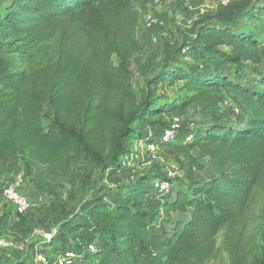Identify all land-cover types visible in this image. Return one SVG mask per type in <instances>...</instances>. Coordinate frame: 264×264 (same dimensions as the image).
Masks as SVG:
<instances>
[{
	"label": "trees",
	"instance_id": "1",
	"mask_svg": "<svg viewBox=\"0 0 264 264\" xmlns=\"http://www.w3.org/2000/svg\"><path fill=\"white\" fill-rule=\"evenodd\" d=\"M150 1L0 3V204L3 180L17 169L30 178L35 162L44 168L45 181L62 183L75 175L78 163L89 184L96 173L119 166L129 155L132 126L148 119L146 114L210 111L211 123L197 125L181 143L148 141L180 171L157 178L168 182L167 196L144 203L134 196L138 186H120L103 194L113 205L89 208L85 223L67 230L78 255L72 264H209L220 234L227 264H252V244L240 231L264 192V37L252 20L249 30L240 23L203 24L192 44L170 31L162 44V68L147 80V96L137 103L130 76L139 48L136 7ZM201 4L174 0V12L190 19ZM258 9L264 16V6ZM14 56L28 66L21 69ZM175 81L188 95L184 100L151 101L159 88ZM222 93L244 121L218 113ZM201 160L211 174L198 180L194 169H203ZM259 211L262 252L254 264H264V205ZM11 216L5 203L0 236L9 233L24 241L39 228L33 218L18 214L10 222ZM99 235L104 240L98 241Z\"/></svg>",
	"mask_w": 264,
	"mask_h": 264
},
{
	"label": "rangeland",
	"instance_id": "2",
	"mask_svg": "<svg viewBox=\"0 0 264 264\" xmlns=\"http://www.w3.org/2000/svg\"><path fill=\"white\" fill-rule=\"evenodd\" d=\"M7 2L9 0H0L2 5ZM261 6H264V0H226L225 4H222L221 0H202V4L197 9L198 13H195L190 19L181 18L175 14L174 0H151L148 4L137 6L140 19V28L137 30L139 48L130 65V76L137 95V103L147 96L149 90L146 84L147 80L160 72L162 68V44L171 37L172 31L179 36L181 42L192 44L196 30L203 24L240 23L242 27L246 26L245 29L249 30L254 25L249 23L252 20L259 26L261 36L264 37V16L260 13L261 9H258ZM247 14L250 15L247 16ZM148 15L156 18L157 22L150 29H144L143 20ZM13 58L21 69L28 66L24 58L17 56ZM185 61L191 62L187 59ZM181 86V82L175 81L173 87H161L151 97V101L162 105L169 103L172 98L180 97L181 102L188 96L183 90H180ZM163 94L166 97L165 101L161 100ZM217 96L219 98L218 113H225L235 122L244 121L243 116L235 110L230 96L225 93ZM43 112L50 116L47 106H44ZM213 114L210 111L195 108L189 109L181 117H171L167 113L152 116L146 114L148 119L138 121L132 126L135 137L127 145L130 151L129 155L123 159L119 166H113L106 171L96 173L89 184L83 182V167L78 163L73 164L75 175L69 181L62 183L45 181L42 176L44 168L35 162L30 178L24 177L22 170L17 169L16 173L23 177L22 193L30 203L26 217L33 218L39 224V228L24 241H14V237L9 233L0 236L9 244L7 247H0V264L4 261L15 264H43L42 259H52L61 252L71 250L73 241L67 230L75 224H84L85 215L83 214L89 208L100 204H114L112 200L103 197L104 192L111 190L117 192L120 186L125 185L138 186L139 190L134 196L138 201L144 203H154L159 198L167 196V191L154 192L153 183L161 176L173 177L180 171L174 168L177 166L166 152L162 153L156 146H151L148 141L161 139L164 131L177 119L178 129L174 134V139L177 140V143H181V138L197 125L208 126L214 119ZM201 166L202 170L194 169V175L198 180L209 178L211 172L203 160H201ZM186 167H189V164ZM100 197L101 201H96ZM4 205L5 202L2 201L0 213ZM263 205L264 192L260 193L255 203L256 214L251 219L245 220V228L240 231L241 236L252 244L250 255L252 264L255 263L256 258L261 257L262 252L260 234L257 233L260 219L257 218ZM7 206L9 207L8 204ZM13 220V216H11L10 222ZM46 234H53L50 244L43 241V235ZM97 240L102 241L104 237L99 235ZM51 246L56 247L55 251L48 250ZM216 247L218 248L217 255L209 264H227L229 257L223 251L222 234L216 240Z\"/></svg>",
	"mask_w": 264,
	"mask_h": 264
},
{
	"label": "built area",
	"instance_id": "3",
	"mask_svg": "<svg viewBox=\"0 0 264 264\" xmlns=\"http://www.w3.org/2000/svg\"><path fill=\"white\" fill-rule=\"evenodd\" d=\"M222 4L226 3V0H221ZM156 18H154L152 15H148L144 17L143 20V28L144 29H150L151 27L156 25ZM178 120L175 119V122L169 126L162 136V141H169L174 139V134L176 133L178 129ZM152 146V145H151ZM176 170H178L177 167H174ZM19 173L13 174L11 177H9L4 182V186L2 189L1 194V201L7 203L9 205L10 211L12 213L13 219L15 215H26L27 211L30 208V203L28 198L24 195L22 186H23V177L21 175H18ZM169 175L171 173L169 172ZM168 176V175H167ZM171 177V176H168ZM153 188L157 190L160 193H163L165 191H168L169 184L165 180H157L153 183ZM53 238V234H46L43 235V241L51 243V240ZM9 244L6 242V240H3L0 238V247H7ZM89 252H94L95 247L89 246L88 247ZM78 258V255L71 250H66L64 252H61L60 254H57L55 257H53V263L52 264H72L76 259ZM43 264H48L50 262V259H42L41 260ZM1 264H15L10 261H4Z\"/></svg>",
	"mask_w": 264,
	"mask_h": 264
},
{
	"label": "crops",
	"instance_id": "4",
	"mask_svg": "<svg viewBox=\"0 0 264 264\" xmlns=\"http://www.w3.org/2000/svg\"><path fill=\"white\" fill-rule=\"evenodd\" d=\"M9 177H6L3 181L7 180Z\"/></svg>",
	"mask_w": 264,
	"mask_h": 264
}]
</instances>
